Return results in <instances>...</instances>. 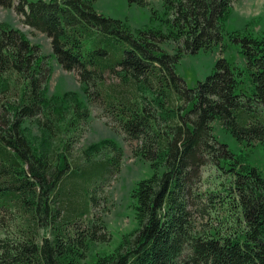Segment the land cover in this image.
Segmentation results:
<instances>
[{"label":"trees","instance_id":"obj_1","mask_svg":"<svg viewBox=\"0 0 264 264\" xmlns=\"http://www.w3.org/2000/svg\"><path fill=\"white\" fill-rule=\"evenodd\" d=\"M236 1L163 0L160 13L148 0H129L151 10L150 25L134 31L98 14L96 0H0L51 40L56 62L77 73L88 103L77 93L49 98L50 56L0 25V89L12 97L0 105V264H78L89 243L111 241L92 211L123 150L104 140L74 151L90 107L117 123L153 171L132 193L138 228L94 264H264V177L213 132L220 122L239 143L264 147V31L226 34ZM226 37L239 47L253 91L240 90L242 71L223 57L189 88L177 65L201 51L225 53ZM27 125L40 132V151ZM223 165L239 231H198L195 215L220 198L202 191L204 169Z\"/></svg>","mask_w":264,"mask_h":264},{"label":"rangeland","instance_id":"obj_2","mask_svg":"<svg viewBox=\"0 0 264 264\" xmlns=\"http://www.w3.org/2000/svg\"><path fill=\"white\" fill-rule=\"evenodd\" d=\"M148 2L162 13L163 0H148ZM94 7L98 14L113 20L127 22V25L134 31L150 25V8H140L135 4L130 5L129 0H96ZM233 8V14L224 29L226 34L237 33L252 35L256 38L260 37L264 31V0H239L233 3ZM15 12L14 9H4L0 6V25L6 24L21 31L32 44L41 47L40 50L43 55L50 56L53 74L48 97L63 96L65 93H77L79 99L87 105V99L83 94V87L79 82L77 73L64 72L53 56L51 40L44 34L24 25V17ZM154 26L158 27L159 24L155 23ZM224 43L227 48L223 54L219 48H214L207 52L201 51L197 55L184 56L180 61L176 71L185 80L189 88H194L199 81H205L212 74L218 59L223 57L238 67L239 71H242L243 77L240 79V90L248 94L253 91L251 79L246 72L245 59L240 53L239 47L230 43L228 37H226ZM162 48L169 53L174 51L171 45L165 44L162 45ZM108 82L111 83L112 79H109ZM10 98H12L10 93H5L3 89H0V105L6 103ZM90 109L92 112L90 123L86 127L80 142L74 146V151L81 152L104 140H111L123 150V158L118 173L97 189V199L92 211L93 217L101 221L106 227L107 237L111 238V241L105 244L89 243L85 258L80 260L78 264H94L100 257L113 254L122 242V238L138 228L136 211H134L137 203L132 199V193L139 182L153 175L150 163L134 155V147L137 144L125 139V135L119 130L117 123L99 108L90 107ZM26 127L29 139H31L35 148L40 151V132L35 125H27ZM213 129L216 139L220 143L226 144L230 151L238 157L242 165L256 167L264 177V147L259 146V144L247 146L239 143L224 131L220 122H214ZM227 170L228 168L224 165L223 169L220 170L214 168L204 169L201 182L202 191L218 194L220 198L217 199L214 207H211L210 212L206 209L209 213L195 215L194 222L198 231L210 227L222 233L239 231V226L236 224V210L229 205L230 200H232L228 196L232 179L227 174Z\"/></svg>","mask_w":264,"mask_h":264}]
</instances>
